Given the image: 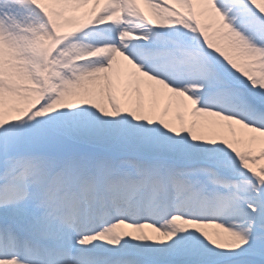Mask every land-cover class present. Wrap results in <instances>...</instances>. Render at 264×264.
Segmentation results:
<instances>
[{"label":"snow or ice","instance_id":"6c2138e0","mask_svg":"<svg viewBox=\"0 0 264 264\" xmlns=\"http://www.w3.org/2000/svg\"><path fill=\"white\" fill-rule=\"evenodd\" d=\"M0 264H264V0H0Z\"/></svg>","mask_w":264,"mask_h":264},{"label":"bare ground","instance_id":"6f19581e","mask_svg":"<svg viewBox=\"0 0 264 264\" xmlns=\"http://www.w3.org/2000/svg\"><path fill=\"white\" fill-rule=\"evenodd\" d=\"M157 102L160 103L161 105H163V103H164L163 100H159V99H158ZM177 110L183 111V109H182V108H178L177 104L174 102V103H173L172 111L175 112V111H177Z\"/></svg>","mask_w":264,"mask_h":264}]
</instances>
